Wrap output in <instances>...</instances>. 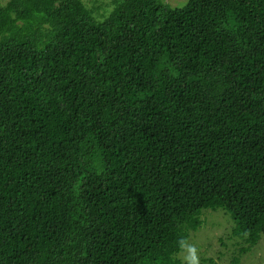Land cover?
Returning a JSON list of instances; mask_svg holds the SVG:
<instances>
[{
	"label": "trees",
	"instance_id": "trees-1",
	"mask_svg": "<svg viewBox=\"0 0 264 264\" xmlns=\"http://www.w3.org/2000/svg\"><path fill=\"white\" fill-rule=\"evenodd\" d=\"M102 18L0 1V264H181L206 209L244 255L264 235V0Z\"/></svg>",
	"mask_w": 264,
	"mask_h": 264
},
{
	"label": "rangeland",
	"instance_id": "rangeland-1",
	"mask_svg": "<svg viewBox=\"0 0 264 264\" xmlns=\"http://www.w3.org/2000/svg\"><path fill=\"white\" fill-rule=\"evenodd\" d=\"M5 4L8 0H0ZM99 19L109 15L115 0H82ZM172 8L183 7L188 0H162ZM202 226L189 238L200 250L201 264H264V235L257 246L240 256L245 243L233 237V220L225 211L206 209L201 214ZM177 259L180 260L178 255ZM238 259V263L235 260Z\"/></svg>",
	"mask_w": 264,
	"mask_h": 264
},
{
	"label": "clouds",
	"instance_id": "clouds-1",
	"mask_svg": "<svg viewBox=\"0 0 264 264\" xmlns=\"http://www.w3.org/2000/svg\"><path fill=\"white\" fill-rule=\"evenodd\" d=\"M176 252L181 264H201L200 250L188 237L176 241Z\"/></svg>",
	"mask_w": 264,
	"mask_h": 264
}]
</instances>
